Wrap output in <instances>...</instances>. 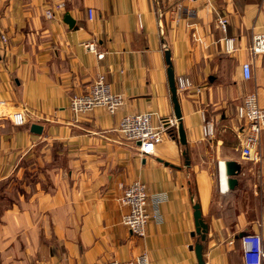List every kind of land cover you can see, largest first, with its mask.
<instances>
[{
    "label": "crops",
    "instance_id": "obj_1",
    "mask_svg": "<svg viewBox=\"0 0 264 264\" xmlns=\"http://www.w3.org/2000/svg\"><path fill=\"white\" fill-rule=\"evenodd\" d=\"M218 15L227 19L225 30ZM0 32L7 36L0 42V103L23 109L28 120H0V184L11 177L23 190L0 214V264H104L143 253L149 264H198L196 242L205 264H246L242 237L258 235L264 246V133L259 160L243 159L244 120L237 116L249 92L264 105V53L249 49L264 33V0H0ZM224 37L234 39V52H223ZM92 41L102 58L84 47ZM166 51L175 85L178 77L191 83L177 90L179 121ZM99 73L123 103L114 113L96 107L73 114L70 97L86 92ZM140 112L152 113L155 125L176 120L173 135L145 156L117 130L123 115ZM203 113L214 121L210 138L202 134ZM32 124L42 126L40 134ZM228 160L240 171L225 189L221 163ZM135 179L160 211L143 237L121 223L119 198ZM195 203L204 240L192 235Z\"/></svg>",
    "mask_w": 264,
    "mask_h": 264
},
{
    "label": "built area",
    "instance_id": "obj_2",
    "mask_svg": "<svg viewBox=\"0 0 264 264\" xmlns=\"http://www.w3.org/2000/svg\"><path fill=\"white\" fill-rule=\"evenodd\" d=\"M181 8V6H179ZM88 18L92 20L93 10L87 9ZM47 18L53 17V11L45 10ZM217 24L225 30L227 19L223 16H217ZM222 50L225 53H232L236 50L234 39L232 37L221 38ZM0 42L6 44L7 36L0 32ZM87 51L94 53L97 58H102L103 53L98 52L96 42H87L84 44ZM250 54L255 56L264 53V33L256 34L252 38L250 45ZM244 79L251 77V64L245 62L242 64ZM190 80L185 77L176 79V90L182 91L189 88ZM123 103V96L114 93L110 84L105 81L104 75L99 73L89 85L86 92L73 94L69 99V109L73 114H82L96 107H104L109 113H114ZM237 116L244 120L242 127V137L240 139L239 153L241 157L248 161H258L260 158V136L264 133V105L258 103L257 94L249 92L244 95L242 104L237 107ZM0 120H7L13 125H24L27 118L23 109L9 110L0 103ZM175 119L163 120L160 125L152 122V113L140 112L129 113L121 117L117 130L122 137L130 142L137 144L141 156L153 154L154 148L164 137L173 135ZM215 126L211 118H206L203 113L202 134L205 138L214 135ZM226 173V166H225ZM227 176V175H226ZM226 187L228 179L226 178ZM151 194L147 185L140 179H135L123 188V193L119 198L121 205L125 207L121 215V223L126 226L130 232L136 236L145 235L146 226L150 221H159L160 211L151 203ZM243 242L248 245L244 250L243 256L246 264H261L264 258V246L258 235H244ZM104 264H149L147 256L143 253L129 260L110 259Z\"/></svg>",
    "mask_w": 264,
    "mask_h": 264
},
{
    "label": "water",
    "instance_id": "obj_3",
    "mask_svg": "<svg viewBox=\"0 0 264 264\" xmlns=\"http://www.w3.org/2000/svg\"><path fill=\"white\" fill-rule=\"evenodd\" d=\"M64 22H66L70 27L74 23L68 14L65 15ZM165 59H166V63L168 66L167 67V77H168L169 90L171 93V100L173 103L174 115L176 117V120L179 121L181 117V112H180L179 102L177 98L175 78H174V74L172 70L169 51L165 52ZM31 130L34 133L40 134L42 131V126L39 124H32ZM177 130H178L179 142L183 145L186 144L185 132H184V129L181 123L178 124ZM225 166H226V175L228 176V186L229 188H232L233 185L237 182L236 176L240 171V166L233 160L226 161ZM193 218H194L195 229L192 235H195V234L199 235L200 240H204L207 226L202 220L201 211H200V207L198 203H195L193 205ZM193 249L196 255L197 263L205 264L202 258V244L200 242H196L193 246Z\"/></svg>",
    "mask_w": 264,
    "mask_h": 264
},
{
    "label": "rangeland",
    "instance_id": "obj_4",
    "mask_svg": "<svg viewBox=\"0 0 264 264\" xmlns=\"http://www.w3.org/2000/svg\"><path fill=\"white\" fill-rule=\"evenodd\" d=\"M13 179L14 178L10 177L7 183L3 182L0 184V214L5 209L11 208L13 206V203L17 201L18 189H20V187H19V184L13 185V182H14ZM3 185L4 187L3 189H1V186Z\"/></svg>",
    "mask_w": 264,
    "mask_h": 264
},
{
    "label": "bare ground",
    "instance_id": "obj_5",
    "mask_svg": "<svg viewBox=\"0 0 264 264\" xmlns=\"http://www.w3.org/2000/svg\"><path fill=\"white\" fill-rule=\"evenodd\" d=\"M221 177H222V186L223 188L226 189V173H225V168H224V164L221 163Z\"/></svg>",
    "mask_w": 264,
    "mask_h": 264
},
{
    "label": "trees",
    "instance_id": "obj_6",
    "mask_svg": "<svg viewBox=\"0 0 264 264\" xmlns=\"http://www.w3.org/2000/svg\"><path fill=\"white\" fill-rule=\"evenodd\" d=\"M8 180H9V179L5 180L4 182L7 183ZM3 187H4V185L1 186V189H3ZM20 189H21V188H20ZM20 189H19V191H20V192H23V190H20Z\"/></svg>",
    "mask_w": 264,
    "mask_h": 264
}]
</instances>
